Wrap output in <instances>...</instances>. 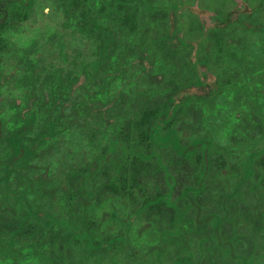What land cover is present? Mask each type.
Returning a JSON list of instances; mask_svg holds the SVG:
<instances>
[{"label": "trees", "instance_id": "trees-1", "mask_svg": "<svg viewBox=\"0 0 264 264\" xmlns=\"http://www.w3.org/2000/svg\"><path fill=\"white\" fill-rule=\"evenodd\" d=\"M50 2L37 56L0 0V264H264V0Z\"/></svg>", "mask_w": 264, "mask_h": 264}, {"label": "rangeland", "instance_id": "rangeland-1", "mask_svg": "<svg viewBox=\"0 0 264 264\" xmlns=\"http://www.w3.org/2000/svg\"><path fill=\"white\" fill-rule=\"evenodd\" d=\"M239 2H242V0H239ZM62 22V12L50 0H35L32 17L12 31L11 41L19 49V52L31 50L38 56V45L42 47L48 32H56L60 29L66 32ZM205 22L208 25L211 24V20L208 18L205 19ZM76 45V40L67 41V47L70 49L75 48ZM90 48L89 45L85 46L86 54L90 51ZM19 73V64L16 60L9 59L5 62V75H19ZM228 244L230 245V241H228Z\"/></svg>", "mask_w": 264, "mask_h": 264}, {"label": "flooded vegetation", "instance_id": "flooded-vegetation-1", "mask_svg": "<svg viewBox=\"0 0 264 264\" xmlns=\"http://www.w3.org/2000/svg\"><path fill=\"white\" fill-rule=\"evenodd\" d=\"M235 2H238V4H240V5H243V3H242V2H239V0H235ZM206 18H208V19L211 20L210 23L213 22V19H212V16H211V15H206V16L203 18V20L205 21ZM205 23H206V22H205ZM206 24H207V23H206ZM207 25H208V24H207Z\"/></svg>", "mask_w": 264, "mask_h": 264}]
</instances>
